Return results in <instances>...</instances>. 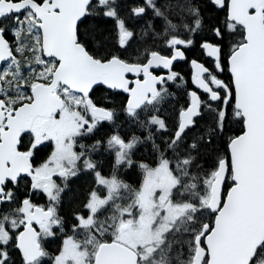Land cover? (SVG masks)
<instances>
[{
	"label": "snow or ice",
	"instance_id": "snow-or-ice-1",
	"mask_svg": "<svg viewBox=\"0 0 264 264\" xmlns=\"http://www.w3.org/2000/svg\"><path fill=\"white\" fill-rule=\"evenodd\" d=\"M0 264H264V0H0Z\"/></svg>",
	"mask_w": 264,
	"mask_h": 264
}]
</instances>
